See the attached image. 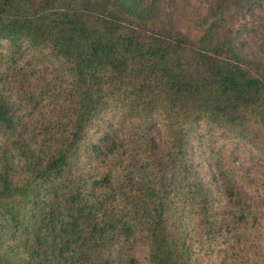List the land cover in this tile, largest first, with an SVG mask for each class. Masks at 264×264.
<instances>
[{"label":"trees","instance_id":"obj_1","mask_svg":"<svg viewBox=\"0 0 264 264\" xmlns=\"http://www.w3.org/2000/svg\"><path fill=\"white\" fill-rule=\"evenodd\" d=\"M138 7L0 0V75L21 71L22 59L50 65L54 94L68 99L60 142L41 154L56 136L28 130L0 94V264H135L127 251L139 239L147 264H264L258 177L226 162V144L213 140L233 143V161L246 150L264 166V64L211 41L219 30L243 33L253 15L264 27V0H213L184 30ZM50 91L26 93L31 107ZM84 144L87 164L105 163L97 175Z\"/></svg>","mask_w":264,"mask_h":264},{"label":"rangeland","instance_id":"obj_2","mask_svg":"<svg viewBox=\"0 0 264 264\" xmlns=\"http://www.w3.org/2000/svg\"><path fill=\"white\" fill-rule=\"evenodd\" d=\"M128 1H136L139 5V9L144 12H148L154 16H161L166 18L170 24H172L178 30H184L190 21H195L199 23L203 18H207L209 16L210 6L213 0H128ZM258 18L256 15L251 16L250 19L247 20L246 28L243 33H230L225 32L224 30H219L212 37V42L217 44L220 41L230 40L234 50L240 54L245 55L249 58L255 59L264 64V27L258 25ZM255 28V29H254ZM5 47H1L0 51L4 50ZM34 60L30 62L25 61V59L20 60V64L22 66L21 71H24L26 77L22 76L21 71H12L11 69L6 68L5 73L0 75V94H2L5 99L13 105L18 113L23 117L28 118L31 122L29 123L28 130L35 129L43 131H50L56 136L51 138L49 135L45 137L46 145L44 148L38 147V151L41 154L47 153L51 151L52 147L56 146L60 142V134L55 131V129L63 130V124L60 123L61 115L65 114L66 110V102L67 94L60 90V93L54 94V87L52 86V81L55 76V70L53 71L50 65L43 67L42 63L38 62V67L40 70H34ZM30 65L32 67L30 68ZM4 68V66L2 67ZM44 84H48L51 86V91L45 93L43 97L31 107L29 101L26 97V93L32 94L33 96L37 95L36 93L41 89ZM116 110L113 108H108L103 114L106 119L114 118L116 114ZM129 121V119H127ZM40 123L41 126H40ZM128 124L126 122L127 131ZM198 128H201L198 126ZM95 127L89 128V135L96 137L94 132ZM65 131V129L63 130ZM202 131L205 135L203 140L206 141V137L209 136L206 129L202 127ZM200 132V131H199ZM127 132L123 131L121 133L120 138L123 140V135L126 136ZM153 135L155 137L154 143L158 147L159 150L164 148V134L160 135L156 131H153ZM124 139L123 146L127 149L129 143ZM216 141L217 146L221 147L222 144H226V148L224 151L225 159L228 161L236 162V166L238 168L243 165H249V174L256 175L258 177V186L260 187L261 193L264 192V166H260L262 162L251 163V159H255V155L248 151H243L239 154V158L236 161H233L231 158L232 155V145L231 141L222 140V139H213ZM36 142V141H35ZM197 144V142L195 143ZM166 145V144H165ZM197 146V145H196ZM231 147V148H230ZM205 149L204 147H202ZM199 148L197 149V155L199 156ZM127 153V152H126ZM209 155V151L205 150V153L201 154V158L205 163V167L199 172V174H204L208 168L207 164V156ZM92 154H90V150L85 144L82 148V161L84 166L89 169V172L94 173V175L99 174L104 168L105 163L99 162L98 166H94L92 162H88ZM113 158V156H112ZM199 158V157H198ZM128 160V155H125V162ZM104 164V165H103ZM241 164V165H240ZM256 186L253 185L254 191H256ZM122 197L114 203V210H118L120 208ZM123 209L125 207L123 206ZM128 255L135 259V264H147L146 263V241L145 239H139L138 243L134 246L132 250H128Z\"/></svg>","mask_w":264,"mask_h":264}]
</instances>
